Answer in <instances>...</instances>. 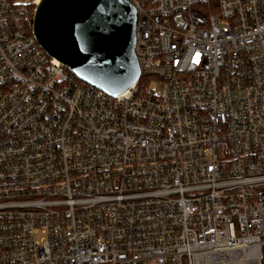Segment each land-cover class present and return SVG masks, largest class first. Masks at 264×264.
Returning a JSON list of instances; mask_svg holds the SVG:
<instances>
[{"label": "built area", "instance_id": "2783aa9c", "mask_svg": "<svg viewBox=\"0 0 264 264\" xmlns=\"http://www.w3.org/2000/svg\"><path fill=\"white\" fill-rule=\"evenodd\" d=\"M0 0V264H264V0H130L112 97Z\"/></svg>", "mask_w": 264, "mask_h": 264}, {"label": "water", "instance_id": "95a60500", "mask_svg": "<svg viewBox=\"0 0 264 264\" xmlns=\"http://www.w3.org/2000/svg\"><path fill=\"white\" fill-rule=\"evenodd\" d=\"M137 21L130 0H42L32 31L44 51L77 79L116 97L141 76Z\"/></svg>", "mask_w": 264, "mask_h": 264}, {"label": "trees", "instance_id": "16d2710c", "mask_svg": "<svg viewBox=\"0 0 264 264\" xmlns=\"http://www.w3.org/2000/svg\"><path fill=\"white\" fill-rule=\"evenodd\" d=\"M30 33H33L32 28L30 29ZM78 81H79L80 83H83V82L80 81L79 79H78Z\"/></svg>", "mask_w": 264, "mask_h": 264}]
</instances>
